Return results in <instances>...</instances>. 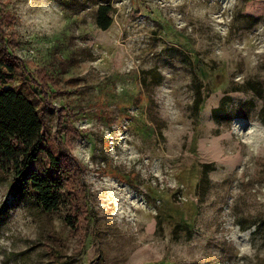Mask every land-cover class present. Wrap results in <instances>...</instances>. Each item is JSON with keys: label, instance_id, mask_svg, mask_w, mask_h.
Instances as JSON below:
<instances>
[{"label": "rangeland", "instance_id": "374dc122", "mask_svg": "<svg viewBox=\"0 0 264 264\" xmlns=\"http://www.w3.org/2000/svg\"><path fill=\"white\" fill-rule=\"evenodd\" d=\"M8 63L60 203L0 168V264H264V0H0Z\"/></svg>", "mask_w": 264, "mask_h": 264}, {"label": "trees", "instance_id": "16d2710c", "mask_svg": "<svg viewBox=\"0 0 264 264\" xmlns=\"http://www.w3.org/2000/svg\"><path fill=\"white\" fill-rule=\"evenodd\" d=\"M111 7L101 5L97 10V27L105 31L111 23ZM0 68V83L12 80L14 66L10 63ZM43 124L35 112L32 102L18 92L0 89V168L10 174L14 182H21L27 177L26 170L35 160L38 152L45 151L50 164L58 169L56 158L45 149ZM27 180L31 189L36 193L40 207L45 213L57 210L60 197L58 188L47 181L30 175Z\"/></svg>", "mask_w": 264, "mask_h": 264}]
</instances>
